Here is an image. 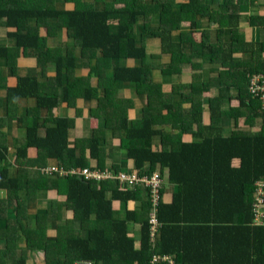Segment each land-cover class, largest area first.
<instances>
[{
	"label": "trees",
	"instance_id": "16d2710c",
	"mask_svg": "<svg viewBox=\"0 0 264 264\" xmlns=\"http://www.w3.org/2000/svg\"><path fill=\"white\" fill-rule=\"evenodd\" d=\"M139 3L142 6H137ZM172 3L173 0H134L131 3L115 0V4L122 5L115 8L105 0H80V3L78 0H0V30H7L8 38L16 40L19 50L31 49L40 69H47L53 63L60 85V92L44 91L37 78L21 76L16 63H7L12 68L9 80L15 79L7 87L8 96L34 99L32 114L42 108L52 112L61 101L69 102L72 96L93 94L90 79L92 76L98 78L97 85L104 88L94 96L98 100L96 109L107 110L109 118L114 114L112 118L120 123L114 130L127 132L125 137H119L120 146L127 151L129 159L135 160V172L142 177L150 175L156 167H167L168 180L176 186L170 204L164 201L163 189L161 191L158 214L161 227L153 242L147 189L148 198L142 201V208L130 210L128 203L141 198L138 187H122L112 181L87 182L72 176L44 178L38 171L48 163L65 168L116 169L107 168L106 143L105 147L95 138L89 142L77 139L71 146L72 120L68 118H35V122H28L33 118L24 119L25 141L16 150L17 161L22 164L18 169L19 178L9 177L8 148L2 146L0 163L4 162L5 166L0 167V189L8 191L19 213L25 208V199L32 197V189H24L23 180L27 179L28 185L33 181L47 183L48 188L66 196V203L75 214L73 219L80 222L77 230L71 223L68 225V221L63 227L57 225L59 233L51 243L45 238L40 247L47 264H74L77 260H89L93 264H151L154 255H174L176 264H264V226L258 227L252 211L255 184L264 180V124L261 128L255 127L260 103L248 93L247 75L236 77L240 87L238 107H228L224 111V107L210 104L212 118L208 125L203 121L200 99L191 101V115L176 108L179 113L170 119L177 122V131L191 134L196 142L184 143L177 137L171 153L152 150V136L162 135V130L151 128L156 118H150L144 111L143 120L129 124L126 101L111 98L113 90L117 93L121 85L127 84L137 90L148 85L152 72L147 64V48L137 43L134 26L140 17L141 20L151 19L156 13L162 17L168 13L172 18L181 19L179 13L165 7ZM158 4L165 9L161 10ZM42 27L47 34L43 35ZM63 27L68 30L69 38L75 39L80 46L81 55H74L72 46L70 53L49 48L50 38L54 39ZM175 28L177 26L164 25L159 33L152 35L166 40L165 36ZM145 33L151 37L149 31ZM1 52L9 57L7 48H0ZM22 54L26 56L27 53ZM87 66L91 71L84 76L80 71ZM109 68H113L110 76L103 73ZM246 71L256 70L247 68ZM65 81L67 85L63 86ZM190 86L193 89V85ZM153 103L156 105L154 100ZM172 114H168L169 117H173ZM226 115L235 117L229 118L235 128L243 124L242 130L237 127V133L234 131L230 137L220 134L226 129L223 120ZM42 130H45L43 135ZM33 149L37 151L35 157L29 154ZM120 203L125 206L119 207ZM49 218L47 215L42 218L45 233ZM36 219L37 228L25 233L32 251L40 250L38 238L36 242L30 239L31 233H40L41 217L37 215ZM131 221L141 224L138 246L130 233ZM84 230L87 231L85 236L82 235ZM12 232L15 236V230H8L6 235L11 236L10 242L16 241ZM55 249L60 252V259H52ZM14 251L12 254L6 251L5 259L13 257ZM18 263L26 264L25 259H19Z\"/></svg>",
	"mask_w": 264,
	"mask_h": 264
},
{
	"label": "crops",
	"instance_id": "0c3cea01",
	"mask_svg": "<svg viewBox=\"0 0 264 264\" xmlns=\"http://www.w3.org/2000/svg\"><path fill=\"white\" fill-rule=\"evenodd\" d=\"M189 1L174 0L176 6L171 5L170 8H167L177 11L178 6L187 2L184 5L186 6L189 3V6L182 8L181 13L177 12L180 13L179 18L181 19L172 18L168 13L164 17L156 13L151 16V19L141 20L140 18L138 20L137 25L134 26L135 39L139 45L143 43L147 48V64L151 68L152 76L151 78L149 76L150 81L144 89L137 90L135 87L124 84L119 87L118 94L115 89L112 92L118 99L126 101L129 124L143 120L145 118L144 111H147L150 118H156L151 128L156 131L162 130V135L152 136V150L161 154L173 152L177 137H180L184 143L196 142L191 134H180L177 131V122L170 119L176 118L175 114L179 113L176 108H182L187 112V115H191V101L200 99L199 101L203 103V121L205 125H208L212 118L210 104L220 105L224 107V111H227L228 107H238L237 95L240 87L236 82V77L241 78L243 72L246 75L264 72V0H194L192 3ZM158 5L161 10L165 9L162 5ZM164 25L177 26L165 36L166 40L159 35H150L151 37H149L147 36L148 32L145 33L146 31L151 34L159 33ZM43 30H45L44 27L41 28V31ZM70 46L73 47L74 55H81L80 46L75 39L69 38L68 30L65 27L60 28L57 31V36L54 39L50 38L49 41V48L57 49L60 52L70 53ZM0 48H7L10 51L9 57L3 52L0 54V148L2 146L8 148L9 177L18 179V169L22 164L17 161L16 150L25 141L27 126L23 123L24 119L33 118L28 122H35V118H68L72 120L69 132L71 146H73L77 139H91L89 133H94V121L97 118L92 115L87 104L98 100L90 93L86 94V97H74L76 101L79 99L77 103L75 101L69 105L68 102L61 101L52 112L47 108H42L38 113L32 114V108L35 105L34 99L10 98L8 96L7 87L9 83L13 84L15 79L9 80L8 74L11 73L12 68L8 67L7 63L11 65L16 63V66L21 68V71L18 70V74L29 76L27 73H30L41 83L44 91L48 89L54 93L60 92V85L56 81L57 70L53 63L47 69H40L37 58L32 54L31 49L19 50L16 40L8 38L5 28L0 30ZM20 52L27 54L25 56L21 53L17 56ZM84 53L88 55V52ZM247 68L256 71L247 73ZM90 71L91 69L87 66L80 73L87 76ZM112 71L113 68H109L103 73L110 76ZM96 80V77H91V86L103 89V86L97 85ZM229 83L230 85L227 86ZM66 85L65 81L63 86ZM190 85H193V89ZM201 92H204L202 96ZM93 99L96 100L91 101ZM210 100L212 102H209ZM158 101L162 104H158ZM97 105L98 102L94 105L95 109ZM168 114H172L173 117H169ZM113 115L111 114V118ZM223 118L225 128L229 126L235 128L233 120L229 119L235 118L234 116L226 115ZM116 127L118 128V126ZM110 131L108 141L110 146L114 147L115 153L108 152L110 148L107 145V165L115 167L118 171H135V160L127 157V151L122 145L120 146L122 142L117 143L116 139H113L121 137L119 132L114 130V127ZM44 132L45 130H42V135ZM220 134L222 137H230L234 135V132L227 134L225 129ZM29 154L35 157L37 151L33 149ZM22 163L27 165L24 160ZM91 163L92 161H90ZM4 164L1 162L0 167L5 166ZM48 165L56 164L48 163ZM153 172L161 175L164 201L172 203L176 186L168 180L169 169L160 166V169L156 167L151 173ZM26 180H23V188L32 189V197L38 194L30 201L29 211L17 213L15 200L9 197L6 189H0V263L19 264V259H25L26 264H47L45 253L40 246L44 245L45 238L50 243L55 240L59 233L57 225L63 227L67 221L70 225L72 219L70 217L75 216L69 204L66 203L65 195L58 194L57 190L48 188L47 183L33 181L31 185H28ZM138 189H141V198L128 203L130 210L142 208V197H147L145 189L141 186H138ZM22 194H25L24 190ZM57 195L59 196L57 197ZM124 206L123 203L119 205V207ZM66 207L69 209L67 210ZM44 209H50L47 214L50 218L46 224V233L43 231L41 219L38 230L40 233L33 235L29 232L31 240L36 242V238H38L40 242V248L38 247L40 250L32 251L25 233L28 230H35L38 222L31 223L29 216L34 220L41 213L40 210ZM93 217L95 216L93 215ZM140 227L141 224H136L130 228L131 235H135L137 246L140 243ZM7 229L15 230V236H13V232L12 236L16 237V241L10 242L11 236H6ZM82 235H87V231L84 230ZM35 242L33 243L35 244ZM6 251L9 254L14 251L15 255L10 259H5ZM53 254V260L61 258L60 252H57L56 249Z\"/></svg>",
	"mask_w": 264,
	"mask_h": 264
},
{
	"label": "built area",
	"instance_id": "2783aa9c",
	"mask_svg": "<svg viewBox=\"0 0 264 264\" xmlns=\"http://www.w3.org/2000/svg\"><path fill=\"white\" fill-rule=\"evenodd\" d=\"M248 93L253 100L260 103V109L264 114V72L252 73L248 75ZM45 178L51 176L77 177L83 181L100 183L104 181H114L122 187L136 188L144 186L149 192L151 202L150 208V235L154 242L161 224L158 220L159 205L161 201L162 178L159 173L153 172L150 175L140 177L134 170L129 172L116 170H98L89 167L83 169L65 168L59 165L43 166L38 169ZM252 211L255 223L258 227L264 226V180L255 184ZM174 255H154L151 264H176ZM74 264H93L89 260H77Z\"/></svg>",
	"mask_w": 264,
	"mask_h": 264
},
{
	"label": "rangeland",
	"instance_id": "374dc122",
	"mask_svg": "<svg viewBox=\"0 0 264 264\" xmlns=\"http://www.w3.org/2000/svg\"><path fill=\"white\" fill-rule=\"evenodd\" d=\"M106 1V3H108V4H114V6H115V8H121L122 7V5H120V4H115V0H105ZM130 1V3L132 2V1H134V0H129ZM137 1H142V0H137ZM189 1V0H188ZM191 1H193L194 2V0H190L189 2L191 3ZM78 3H80V0H78ZM187 3V2H186ZM185 3V4H186ZM184 4V5H185ZM184 5H181L180 6V8H179V12L181 13V11H182V8H186L187 6H189V3L186 5V6H184ZM137 6H142V3H139ZM172 6H176V2L172 5ZM179 13V14H180ZM141 18V17H140ZM42 33H43V35H45L46 34V31L45 30H43L42 31ZM152 35V34H151ZM153 36V35H152ZM17 67H18V70L19 71H21V68H19V66L17 65ZM35 70H37V69H35ZM40 72L42 73V70H40ZM27 73V72H26ZM27 75H29V77H33V76H31L30 75V73H27ZM243 75H244V72H243ZM22 76V75H21ZM102 77V76H101ZM198 78V77H197ZM98 79V78H97ZM199 81H204V80H201V79H198ZM230 85V83L229 84H227V86H229ZM92 87L94 88V91H93V95L94 96H98V94H99V89H98V87H96V86H94V85H92ZM80 97H86V94H84V95H82V96H80ZM112 98H116V95H112ZM79 100V99H78ZM78 100L76 101V99L74 98V97H71V99H70V101L68 102L69 103V105L71 104V103H74L75 101V103H77L78 102ZM94 100H96V99H93V100H91V101H94ZM97 102L98 101H94V102H92V103H90V104H87V106L89 107V110H90V112L92 113V115L93 116H95L97 119L94 121V133L92 132H90L89 133V137L91 138V139H81V140H85V141H92L94 138V140L95 141H97L98 143H100V145L101 146H105L106 147V145H105V143L109 146V148L110 149H108V152L109 151H112V153H115V150H114V147H111L110 146V144H109V135H110V133H111V128L112 127H115V126H119V124H118V121H117V118H109V115H108V113H107V110H104L103 108H102V110L101 109H95L94 108V105H96L97 104ZM102 106H103V104H101ZM100 111V112H99ZM55 119H59V118H55ZM105 122V123H104ZM264 124V114H263V112L261 111V109H259V115L257 116V118H256V121H255V127L257 128H261L262 127V125ZM3 125H5V124H3ZM242 126H243V124H241ZM242 126H239L238 127V124H237V126H236V128H231V126H229L228 128H226V133L227 134H231L232 132H234V131H237V127H238V129L240 130H242ZM107 134V135H106ZM119 134H120V136H123V137H125V135H126V133L125 132H122V131H119ZM113 139H116V141H117V143L120 141V139L118 138V137H116V138H113ZM111 165V164H110ZM112 166H108L107 168H111ZM101 170V169H100ZM113 170H116V169H113ZM116 171H118V170H116ZM114 182V181H113ZM143 189H145V191H146V188L144 187V186H141ZM38 195V194H37ZM37 195H34L33 197H30V198H26L25 200H26V203H24V205H25V208H24V210L23 211H29V203H30V201L32 200V199H34ZM23 196V195H22ZM138 197H139V195H138ZM142 199H143V201L146 199V196H143L142 197ZM59 204H61L60 202H58ZM49 211H50V209L48 210V209H44V210H40V214H38L40 217H41V219L43 218V217H45V215H47L48 213H49ZM73 217H74V215H73ZM73 217L71 216L70 218H72L71 220H70V222H71V224H72V227H73V229L74 230H77L78 229V225H79V221L78 220H74L73 219ZM29 218H30V222L31 223H33V224H36V222H37V220H36V218H34V220H32V218L29 216ZM136 224H138V225H140V223L137 221V222H133V221H131L130 222V226L131 227H134V225H136ZM133 237H135V235H132ZM76 262V261H75ZM74 262V263H75Z\"/></svg>",
	"mask_w": 264,
	"mask_h": 264
},
{
	"label": "clouds",
	"instance_id": "9594fccd",
	"mask_svg": "<svg viewBox=\"0 0 264 264\" xmlns=\"http://www.w3.org/2000/svg\"><path fill=\"white\" fill-rule=\"evenodd\" d=\"M191 3H192V1H191ZM173 4H174V0H173V3H172V4H166L165 7L168 6L167 8H170L169 6H171V5H173ZM160 5H161V4H160ZM179 8H180V7H178V10H177V11H174V10H172V9H171V10H172L173 12H176V13H177V12H179ZM263 47H264V46H263ZM248 75H249V74H248ZM248 75H247V77H248ZM248 79H249V77H248ZM47 166H50V165H47ZM161 196H162V194H161Z\"/></svg>",
	"mask_w": 264,
	"mask_h": 264
}]
</instances>
